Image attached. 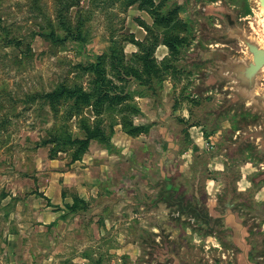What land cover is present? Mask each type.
<instances>
[{
    "label": "rangeland",
    "instance_id": "1",
    "mask_svg": "<svg viewBox=\"0 0 264 264\" xmlns=\"http://www.w3.org/2000/svg\"><path fill=\"white\" fill-rule=\"evenodd\" d=\"M153 1L155 5L163 3V9L171 0ZM246 1L247 6L252 8L250 0ZM130 2L133 4H128ZM202 2L201 7L220 3L219 5H228L240 11L239 18L242 21L247 19L245 21L252 23L260 33L257 11L254 8L247 10L241 0ZM56 3V0H40L39 6L42 8L36 11L33 10L34 6L31 8V0H0V22L13 36L24 39L21 49L3 47L0 43V117L6 116V121L0 124L1 264L15 262L14 255L10 257L7 253L4 254L7 241L12 238H19L18 251L15 252H19L22 264H146V249L139 237L151 236L155 230L154 219L162 221L166 216L161 204L159 208L148 210L142 204H134L139 200L150 203L156 198L160 187L155 186V183L162 179V175L168 176L170 165L176 171V180L183 182L187 190L198 173L201 191L209 201L216 200V193L222 191L226 177L233 179L238 191L251 190L252 213L259 223L260 231L264 233V183L253 186L249 181L261 171L262 166L249 159L246 154L234 161L223 155L219 145L224 142L225 136L234 134V122L231 116L213 122L210 115L222 101L223 95L213 91L197 97L190 93L195 87L198 69L181 66L187 57L182 53L189 51L196 41L204 46L217 42L205 34L201 37L200 25L207 28L221 26L216 17L204 15L198 5H192L191 2L175 7L177 18L183 25L181 35L188 40L187 49L173 61L179 73L165 75L154 94L146 91L143 96L133 97V102L140 111L134 121L148 126L149 131L131 137L135 141L133 147H136L125 150L124 156L121 155L118 159L120 170L122 161L129 162L130 173L125 172L124 177L113 181V184L106 181L103 185L104 192H93V196L89 197L86 211L68 215L63 220L68 229L74 230V234L77 230L82 231L78 233L79 237L72 235L66 238L62 231L56 234L50 229L45 232L36 218L30 221V206L38 205L40 199L44 201L41 196L36 195L39 179L37 175L44 171L51 174L63 173L73 165L69 164L70 158L65 153L49 159L47 149L50 146L35 148L44 137L46 129L54 123V119L51 114L45 115L39 109L38 99L31 102L30 97L49 92L63 82L70 84L76 81L88 88L90 77L81 75L74 68L77 64L94 61L97 56L107 52L112 43L122 47L125 57L129 59L137 51L131 39L144 41L154 34L159 35L150 13L140 9L138 1L76 0L77 4L70 5L62 15L73 25L79 16L85 19L83 30L87 34L86 42L78 44L70 39L49 42L39 37L38 33L40 26L46 25V19L56 25ZM56 33L64 37L62 31L56 29ZM156 53L155 50L154 57L160 62L163 58L157 59L159 54L156 56ZM168 55L167 51L165 57H169ZM133 88L136 87L132 86ZM112 117L113 115H104L106 129ZM71 129L73 133L80 135L74 121H71ZM124 148L127 149V146ZM160 162L162 164L158 166ZM38 163H48L49 166L46 169L44 165L39 167ZM76 189L75 186H63L65 202H70L72 196H76ZM126 200L130 201V205L127 204L124 208ZM51 208L52 212H58ZM115 208L124 217L110 229H102L104 217L115 215L112 210ZM17 218L22 226H18ZM67 219L69 223L66 222ZM83 221L89 224L94 222L95 228L98 226L99 243L95 253L93 246L84 244L88 237L81 235L86 231L82 230ZM164 230L171 235L182 232L195 246L217 245L215 237L191 232L173 222L165 224ZM128 244L135 251L133 260L123 255Z\"/></svg>",
    "mask_w": 264,
    "mask_h": 264
},
{
    "label": "water",
    "instance_id": "2",
    "mask_svg": "<svg viewBox=\"0 0 264 264\" xmlns=\"http://www.w3.org/2000/svg\"><path fill=\"white\" fill-rule=\"evenodd\" d=\"M202 1L171 0L164 12L191 2L204 15L220 21V27L200 25V36L205 34L217 42L204 46L196 41L182 53L187 57L181 66L198 69L190 93L197 97L213 91L223 95L210 115L213 122L231 116L234 134L225 136L219 149L230 161L246 154L261 164V171L249 180L257 186L264 183V0H250L258 13L260 33L247 19L239 18L240 11L220 3L201 7ZM176 179L170 165L169 176L162 175L155 183L160 187L156 198L150 203L140 201L146 210L162 204L166 216L162 221L154 219L151 236L139 237L146 249V264H264V233L252 213L251 190L238 191L233 179L226 177L216 200L209 201L201 191L198 173L189 191ZM170 222L213 236L217 245L195 246L182 232L171 235L164 230Z\"/></svg>",
    "mask_w": 264,
    "mask_h": 264
},
{
    "label": "trees",
    "instance_id": "3",
    "mask_svg": "<svg viewBox=\"0 0 264 264\" xmlns=\"http://www.w3.org/2000/svg\"><path fill=\"white\" fill-rule=\"evenodd\" d=\"M56 1V25L46 19V25L40 26L38 36L49 42L70 39L78 44L85 43V19L79 16L73 25L62 15L70 5L77 4L76 0ZM135 1L139 2L140 9L150 13L153 26L159 30L160 37L154 34L144 41L131 39L137 51L129 59L125 57L122 47L112 43L107 52L97 56L94 61L77 64L74 68L81 75L90 77L88 88L76 81L70 84L63 82L49 92L30 97L31 102L38 99L39 109L45 115L51 114L54 119L52 126L46 129L44 137L35 147L50 146L49 159H55L59 153H65L70 158L69 164H73L82 159L92 142L111 150V139L118 126L121 132L129 137H137L149 131L148 126L134 121L140 111L134 104L133 97L143 96L146 91L154 94L157 88H160L165 75L179 73L173 61L187 49L188 40L181 35L183 25L177 18L175 8L164 12L163 3L155 5L153 0ZM39 5L40 0H31V8L35 7L33 10L40 11L42 7ZM56 29L62 31L64 37L56 33ZM0 43L3 47L13 46L21 49L24 39L13 36L0 22ZM160 45L167 49L169 57L158 62L154 53ZM132 86L136 88L132 89ZM104 115H113L108 129L104 127ZM5 117H0V124L6 121ZM71 121L75 122V128L80 135L72 132ZM64 195L62 196L65 199ZM50 206L56 211L61 210L60 207ZM87 209V202L78 196H72L70 202L64 203L61 219Z\"/></svg>",
    "mask_w": 264,
    "mask_h": 264
},
{
    "label": "crops",
    "instance_id": "4",
    "mask_svg": "<svg viewBox=\"0 0 264 264\" xmlns=\"http://www.w3.org/2000/svg\"><path fill=\"white\" fill-rule=\"evenodd\" d=\"M156 52V56H158L157 54H159V57H157V59L160 60L165 57L167 50L165 47L159 46L156 49ZM132 139L133 138L122 133L120 128L118 127L116 128L115 133L111 139L112 153L111 150L106 149L105 147L97 144L96 142H92L87 153L82 157L80 161L73 163L70 169L64 170L63 173L57 174H51L47 171H44V173L37 175V178L39 179L37 181L38 190L36 195H38L39 197L40 195H42L44 197H42L44 201L40 199L38 201V205L30 206V213L32 214L30 215V221H33L34 218H36V222H38L39 225L43 226L42 230H45V232L50 229L51 231H55L56 234L57 232L62 231L63 236H65L66 238H70V236L72 237V235H76V237H79L78 233H81L82 231L80 232L77 230L74 234V230L68 229V227L66 226L67 224L64 223V221L61 219V216L63 215V206L65 203V199L62 196L64 194L63 186H67V188H70V186H75V188L77 187L76 196L88 203V199L90 196H93V192H104L103 185L106 181H110L109 183L113 184V181L118 180L119 178H123L125 172L130 173L131 170L129 168V162L125 163L124 161H122V170H120L118 168V159L121 157V155L124 156L125 150L136 147H133L135 145V141H133ZM125 146H127V149L124 148ZM48 150L49 149H47V155ZM161 162L158 164V166L162 164ZM42 165H44L46 169L49 166L48 163H38L39 167H41ZM90 185H94L95 187L90 188ZM125 190L127 191L126 188ZM140 201L143 200L135 202L134 205L142 206ZM129 203L130 201L126 200V202L123 203V206H125L124 208H126L127 204ZM50 205L60 207L61 210L58 212H52V208ZM129 205L128 208L130 209ZM159 206L160 204H158L157 207L159 208ZM143 207L145 208V205H143ZM112 210H114L113 213H115V215L110 214L109 216L104 217L102 229L103 227L106 230L110 229L116 221L122 219L121 217H124L123 215H119V213L117 212L119 211L118 208ZM117 216H119V218ZM16 222L18 223V226H22L21 224H19L21 222L19 218L16 219ZM66 222L69 223V219H67ZM82 224V230L85 229L86 231L81 235L83 237H88L85 238L86 241L84 244L90 245L91 247L93 246V252L95 253L97 251L96 246L99 243L98 226L95 228L94 222H90L89 224V222L84 223L83 221ZM50 225L51 227H49ZM69 230H71V232ZM93 232L95 236H93ZM7 236L10 238V234H8ZM7 242L8 244L6 246V252L4 251V254L7 253L10 257L14 255L13 259L15 260V262H13V264H22V261H19V252H15L18 251L19 238H12V240L9 239ZM134 254V249L130 244H128L123 251V255L129 256L130 260H133Z\"/></svg>",
    "mask_w": 264,
    "mask_h": 264
},
{
    "label": "flooded vegetation",
    "instance_id": "5",
    "mask_svg": "<svg viewBox=\"0 0 264 264\" xmlns=\"http://www.w3.org/2000/svg\"><path fill=\"white\" fill-rule=\"evenodd\" d=\"M231 1H234V0H230V2H231ZM241 1L243 2V3H242V4H243V6H244L245 8H247V10H249V11H250V10H251V8H250L249 6H247V1H246V0H241ZM230 5H231V4H230ZM246 6H247V7H246Z\"/></svg>",
    "mask_w": 264,
    "mask_h": 264
}]
</instances>
